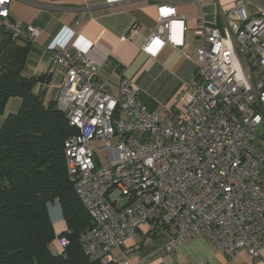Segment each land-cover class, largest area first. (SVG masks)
<instances>
[{"label": "built area", "instance_id": "1", "mask_svg": "<svg viewBox=\"0 0 264 264\" xmlns=\"http://www.w3.org/2000/svg\"><path fill=\"white\" fill-rule=\"evenodd\" d=\"M217 1L224 23H209L200 11L194 76L161 112L139 99L141 89L129 78L118 93L110 91L100 65L80 47L53 51L64 71L57 107L78 129L64 144L66 166L93 221L79 241L103 264H112L113 250L144 223L166 237L168 251L205 236L218 250L245 248L260 257L264 150L256 135L264 122V8L250 14L249 0ZM11 2L0 0L1 28L36 42L39 28L13 20ZM186 30L174 5H159L142 49L157 54L166 44L184 46ZM97 144L107 151V165L95 158ZM62 231L61 249L70 243Z\"/></svg>", "mask_w": 264, "mask_h": 264}, {"label": "crops", "instance_id": "2", "mask_svg": "<svg viewBox=\"0 0 264 264\" xmlns=\"http://www.w3.org/2000/svg\"><path fill=\"white\" fill-rule=\"evenodd\" d=\"M162 4L174 5L178 16L185 19V44H166L157 54H151L142 46L158 23V7ZM223 6L217 0H12L9 9L13 20L39 28L36 42L30 43L23 75L44 78L33 87L44 104L56 101L64 79L53 51L78 46L100 65L99 77L110 91L118 93L122 78H129L141 89L139 99L161 112L178 97L183 83L194 76V59L203 43L196 30L200 11L207 22L220 26L225 21ZM257 7L264 8V0H249L250 14ZM26 42L21 38L18 43ZM21 104L20 97L8 100L5 113L0 115V128L6 116L18 112ZM256 137L264 150V122ZM61 218L64 230L66 223ZM51 219L55 227L57 223L61 226L56 222L58 217ZM152 230V223L140 225L132 239L113 250L112 264H199L204 260L208 264H264V244L258 259L245 248L233 253L218 250L205 236L188 239L168 251L166 237L154 235Z\"/></svg>", "mask_w": 264, "mask_h": 264}, {"label": "trees", "instance_id": "3", "mask_svg": "<svg viewBox=\"0 0 264 264\" xmlns=\"http://www.w3.org/2000/svg\"><path fill=\"white\" fill-rule=\"evenodd\" d=\"M18 42L1 28L0 115L11 97L22 104L0 128V264H103L79 241L93 221L68 174L64 152L66 139L78 129L56 101L44 104L35 94L34 85L44 78L23 75L30 42ZM56 201L66 223L60 235L70 243L53 251L58 233L49 205Z\"/></svg>", "mask_w": 264, "mask_h": 264}, {"label": "rangeland", "instance_id": "4", "mask_svg": "<svg viewBox=\"0 0 264 264\" xmlns=\"http://www.w3.org/2000/svg\"><path fill=\"white\" fill-rule=\"evenodd\" d=\"M99 146H101V144H97L96 146V155L95 158L96 159H100L103 165H107L108 164V159H107V151L106 150H100ZM49 213H50V217L52 218H56L58 217V219H56V222H60L61 226H58L59 224L57 223L56 225V229L58 231H61L63 228V222L62 221V209L61 206L59 204V202H54L51 203L49 205ZM56 224V223H55ZM51 248L53 251H58L61 249V247L58 244V239H56L55 241L52 242L51 244Z\"/></svg>", "mask_w": 264, "mask_h": 264}]
</instances>
